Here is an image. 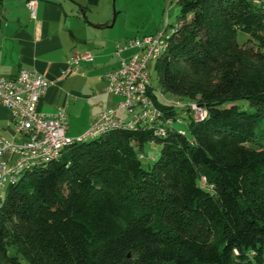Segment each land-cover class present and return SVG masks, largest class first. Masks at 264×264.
<instances>
[{"label": "trees", "instance_id": "1", "mask_svg": "<svg viewBox=\"0 0 264 264\" xmlns=\"http://www.w3.org/2000/svg\"><path fill=\"white\" fill-rule=\"evenodd\" d=\"M178 3L148 95L189 136L120 127L23 174L0 206V264H264V0ZM146 142L162 146L144 167Z\"/></svg>", "mask_w": 264, "mask_h": 264}, {"label": "built area", "instance_id": "2", "mask_svg": "<svg viewBox=\"0 0 264 264\" xmlns=\"http://www.w3.org/2000/svg\"><path fill=\"white\" fill-rule=\"evenodd\" d=\"M37 0H27L26 8L34 15ZM258 2V0H255ZM170 31H157L141 38H128L117 43L114 56L118 66L105 76L104 90L120 97L117 109H102L96 113L86 130L68 134V119L64 106L52 114L36 111L39 98L47 91L50 81L34 69L20 68L14 77L0 76V106L9 111L8 125L17 139L0 136V206L6 189L23 174L58 159L63 150L74 142L94 138L116 128L153 127L158 137L165 135L173 121L180 123L182 115L166 117L148 95L150 83L148 63L157 60L166 50ZM126 51H132L124 55ZM79 60L92 61L89 53L74 52L70 64ZM182 113L194 120L206 116V109L195 101H176ZM119 110L127 117H122Z\"/></svg>", "mask_w": 264, "mask_h": 264}, {"label": "crops", "instance_id": "3", "mask_svg": "<svg viewBox=\"0 0 264 264\" xmlns=\"http://www.w3.org/2000/svg\"><path fill=\"white\" fill-rule=\"evenodd\" d=\"M26 2L0 0V76L14 77L20 68L44 75L50 85L36 111L52 114L64 106L68 134L77 136L100 110L119 106V96L105 98L102 90L105 74L118 66L113 53L119 40L102 31L108 26L86 23L74 1L37 0L33 16ZM74 52L89 53L93 60L72 65ZM119 114L127 117L121 110ZM8 121L9 111L0 106V136L17 139Z\"/></svg>", "mask_w": 264, "mask_h": 264}, {"label": "rangeland", "instance_id": "4", "mask_svg": "<svg viewBox=\"0 0 264 264\" xmlns=\"http://www.w3.org/2000/svg\"><path fill=\"white\" fill-rule=\"evenodd\" d=\"M76 3V12L86 23L93 25H110L113 18L114 22L109 28H102V31L115 36L119 43H123V38H141L144 35L152 34L157 31H170L179 21L180 5L178 0H97L95 4L89 0H71ZM84 13V16H83ZM118 43V44H119ZM132 51H126L130 53ZM156 61L148 63V73L150 84L157 88L155 75ZM103 97L107 98L109 93L102 89ZM112 95V93H110ZM168 104L174 105L178 113L183 111V107L175 104L176 101H186L168 95H161ZM104 102V101H103ZM237 104L240 108L246 109L248 104L244 101L226 103L225 106ZM176 128L181 129L189 136L187 121L176 123ZM161 143L146 142L141 149V162L144 167L151 164L158 156ZM26 264L24 259H20Z\"/></svg>", "mask_w": 264, "mask_h": 264}, {"label": "water", "instance_id": "5", "mask_svg": "<svg viewBox=\"0 0 264 264\" xmlns=\"http://www.w3.org/2000/svg\"><path fill=\"white\" fill-rule=\"evenodd\" d=\"M114 19H115V18H113V20H112L111 24H110V25H108V26H112V24H113V22H114ZM106 26H107V25H106Z\"/></svg>", "mask_w": 264, "mask_h": 264}]
</instances>
